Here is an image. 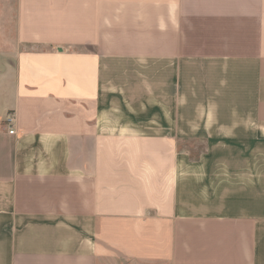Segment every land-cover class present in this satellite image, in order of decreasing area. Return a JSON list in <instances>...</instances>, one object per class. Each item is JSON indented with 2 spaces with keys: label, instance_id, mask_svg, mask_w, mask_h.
Segmentation results:
<instances>
[{
  "label": "crops",
  "instance_id": "1",
  "mask_svg": "<svg viewBox=\"0 0 264 264\" xmlns=\"http://www.w3.org/2000/svg\"><path fill=\"white\" fill-rule=\"evenodd\" d=\"M0 29V264H264V0H11Z\"/></svg>",
  "mask_w": 264,
  "mask_h": 264
},
{
  "label": "rangeland",
  "instance_id": "2",
  "mask_svg": "<svg viewBox=\"0 0 264 264\" xmlns=\"http://www.w3.org/2000/svg\"><path fill=\"white\" fill-rule=\"evenodd\" d=\"M6 2H11V0H0V17H5V4ZM4 24V23H3ZM4 28V27H3ZM1 31V29H0ZM203 149V142H199V141H195V142H192L191 143V152L189 153V156H190V159L191 160H196L199 158V156H201L202 154L199 152V150ZM243 155L242 158L243 159H246L247 160H264V154L262 153H254V154H248L247 157L245 158L244 156L246 155L245 153L244 154H241ZM212 158L213 159H216V160H229L230 158V154H212ZM262 172L264 170H255V172ZM221 173L223 174V176H227L228 174V171L223 169L221 170Z\"/></svg>",
  "mask_w": 264,
  "mask_h": 264
},
{
  "label": "built area",
  "instance_id": "3",
  "mask_svg": "<svg viewBox=\"0 0 264 264\" xmlns=\"http://www.w3.org/2000/svg\"><path fill=\"white\" fill-rule=\"evenodd\" d=\"M15 119L14 116L9 114L6 118H5V122L7 125H9V130H8V134L13 135L14 134V130H13V123H14Z\"/></svg>",
  "mask_w": 264,
  "mask_h": 264
}]
</instances>
